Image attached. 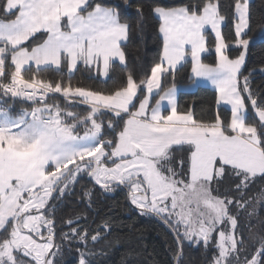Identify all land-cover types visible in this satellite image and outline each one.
<instances>
[{
  "label": "snow or ice",
  "instance_id": "1",
  "mask_svg": "<svg viewBox=\"0 0 264 264\" xmlns=\"http://www.w3.org/2000/svg\"><path fill=\"white\" fill-rule=\"evenodd\" d=\"M254 5L0 0V264H98L114 218L87 223L97 190L123 191L162 223L171 264H192L186 245L203 249V264H264V58L249 67L264 45V0L258 19ZM148 35L159 45L151 57ZM209 36L214 63L202 59ZM185 68L186 87L210 83L230 115L180 109ZM77 73L112 84L73 83Z\"/></svg>",
  "mask_w": 264,
  "mask_h": 264
},
{
  "label": "trees",
  "instance_id": "2",
  "mask_svg": "<svg viewBox=\"0 0 264 264\" xmlns=\"http://www.w3.org/2000/svg\"><path fill=\"white\" fill-rule=\"evenodd\" d=\"M262 10L259 8V0H255L254 13L257 19L261 15ZM258 25L254 24L253 31L255 32ZM231 29V25L225 28L228 32ZM253 33H250L252 35ZM138 44V42H137ZM212 37L209 36V47L212 48L207 54L203 55L202 59L206 63L215 62V54L212 47ZM158 42L154 36L148 35L146 39L145 51L148 57L156 54L158 51ZM249 67H259V61L264 58V45L257 44L250 50ZM190 68V66H189ZM189 68L181 70L177 75L176 83L179 88H182L178 94V105L181 110H184L190 106H194V111L198 117L204 115L202 109L211 108L213 112L219 111L221 116L230 115V111L227 106L221 105L219 109L215 106V91L213 88L205 85H198L195 88L188 89L186 86L190 84L188 76L190 75ZM139 71V69H137ZM45 78H55L53 73H44ZM77 81H83L85 85H91L94 87H110L112 81L109 80L108 85L101 84L99 81H92L86 79L82 74L77 73L73 79V83ZM264 82V76L259 74L255 77V83L260 84ZM166 86L170 81H166ZM86 180H82L80 183H86ZM261 182H257L256 185L250 190L254 194L260 187ZM80 185H77V196H79ZM95 203L93 208L95 211L89 213V219L87 223L90 227H95L92 220L96 223H100L102 217L110 215L114 218V225L112 233L107 239L112 240L113 244L111 248H103L106 255L98 257V264H123L127 259L126 254L128 252L133 253V258L128 260V264H171L169 247H174L172 239V233L160 223L155 217L145 216L139 214L138 210L128 203L123 191H116L115 193L103 195L98 190L94 197ZM70 206L74 205L76 209L81 212L87 211L84 204H77L76 197H71L68 200ZM259 217L264 218V206L258 208ZM255 222V221H254ZM85 223V221H81ZM104 245V241H101L99 245H96L97 249H100ZM185 258H192V264H203L202 252L203 249H193L185 246ZM65 264H77V260L73 255L65 256Z\"/></svg>",
  "mask_w": 264,
  "mask_h": 264
},
{
  "label": "crops",
  "instance_id": "3",
  "mask_svg": "<svg viewBox=\"0 0 264 264\" xmlns=\"http://www.w3.org/2000/svg\"><path fill=\"white\" fill-rule=\"evenodd\" d=\"M199 85H205V86H209V87H211V88H213V86L212 85H210L209 83H207V82H201ZM198 86V85H197ZM183 88V87H182ZM182 88H179L178 87V92H177V99H178V94H179V91L182 89ZM195 88V87H194ZM214 89V88H213ZM226 106V105H225ZM228 107V106H227Z\"/></svg>",
  "mask_w": 264,
  "mask_h": 264
},
{
  "label": "rangeland",
  "instance_id": "4",
  "mask_svg": "<svg viewBox=\"0 0 264 264\" xmlns=\"http://www.w3.org/2000/svg\"><path fill=\"white\" fill-rule=\"evenodd\" d=\"M213 50H214V48H213ZM208 53V52H207ZM207 53H204V54H202V57H203V55H205V54H207ZM208 83V82H207ZM210 84V83H209ZM211 85V84H210ZM158 98V97H157ZM153 103H154V101H153Z\"/></svg>",
  "mask_w": 264,
  "mask_h": 264
}]
</instances>
